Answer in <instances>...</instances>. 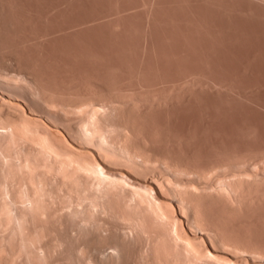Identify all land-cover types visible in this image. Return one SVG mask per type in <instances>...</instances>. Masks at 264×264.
<instances>
[{
	"label": "rangeland",
	"instance_id": "obj_1",
	"mask_svg": "<svg viewBox=\"0 0 264 264\" xmlns=\"http://www.w3.org/2000/svg\"><path fill=\"white\" fill-rule=\"evenodd\" d=\"M0 81L20 87L9 90L0 84V94L20 98L26 110L40 115L45 123L55 122L74 143L82 144L85 140L71 131L73 126L80 124L84 112L65 106L88 98L113 115L108 116V128L105 125L103 130L115 133L110 127H117L128 118V125L131 122L133 125L129 127L130 132L135 130L132 131L133 141L153 156L173 159L172 162L176 160L191 168L205 167L226 157L260 158L264 155V0H0ZM43 96L51 101L46 104L41 100ZM60 100L64 102L59 103ZM132 102L135 110L130 107ZM116 106L119 109H111ZM45 107L57 112L58 116H48ZM116 112L118 115H114ZM107 160L114 164L117 159ZM126 163L118 165L122 164L132 173L137 171L131 170ZM155 166L150 167L152 172L150 168L141 170L142 174L149 178L161 176L160 172L163 176L167 174L164 168ZM121 197L109 200L108 211H95L97 215L92 216L91 223L87 215V225L86 219L82 222L79 218L81 216L74 220L78 224L71 221L76 227L79 223L82 227L89 225L86 229L83 227L85 233L79 230V225L78 231L83 234L77 232L79 236L75 240L70 235L66 237L68 233H61L62 229L66 233L68 224L67 232L74 227L64 221L67 215L62 218L68 210L62 208L68 201L63 200V207L57 201L48 202L52 210L47 203L45 211L50 209V217L45 229L50 232L44 237L52 236L51 233L58 229L57 235L64 241L67 238L65 243L81 242L79 247L83 251L79 252L83 253L78 254L82 255L81 264H94L95 261L99 264L104 261L108 264H182L169 259L175 243L171 241L173 237H168L169 232H165L168 228L156 221L150 212L148 215L139 208L132 210L129 205L134 201L130 200L127 207L123 201L119 203ZM263 199L253 200V206L250 204L242 209L245 212L237 211L229 218L212 205L213 212L206 211L208 220L220 222L217 224L222 226L220 230L231 237L243 242L248 240L264 249ZM122 204L131 209L126 210ZM120 210L122 213L118 212ZM61 211L65 212L62 217ZM56 212L65 223L60 224L61 218ZM135 213L138 217L141 214L142 224L138 222L142 228L130 227V222L138 219ZM158 224L160 229L156 230ZM139 229L145 232L138 233ZM164 233L165 238H162ZM157 238L159 242L163 240L161 244ZM49 239L44 238L47 247L53 238ZM106 241L111 244L110 248L114 247V242H119V252L108 245L101 249ZM55 243L54 240L52 244ZM70 244L63 247L71 248ZM151 244L157 247L156 257L160 251L159 259L155 258ZM214 246L229 251L217 243ZM58 248L60 246L57 252L49 254L51 264L53 261L60 264L61 260V264H71V259L66 260L70 258L68 254L75 255L72 261H77L73 249L71 252L68 247L61 248L58 253ZM166 253L169 257L164 255ZM21 256L17 258L20 260Z\"/></svg>",
	"mask_w": 264,
	"mask_h": 264
},
{
	"label": "bare ground",
	"instance_id": "obj_2",
	"mask_svg": "<svg viewBox=\"0 0 264 264\" xmlns=\"http://www.w3.org/2000/svg\"><path fill=\"white\" fill-rule=\"evenodd\" d=\"M0 84L9 90L20 88L17 85L7 82L0 81ZM123 99L124 101L126 100L125 98ZM41 100L47 104L49 99L44 97ZM21 102L22 100L20 98L8 93L0 94V264H19V262H21V264H48L47 262H49V256L57 252V247L60 246V248H58V253L60 252L61 248H70L69 246L65 248L63 247L66 246L65 244H70L68 242L65 243L67 239L66 237L70 235V238L72 237V239L75 240L78 233L80 235L87 232L86 230L83 232V227L86 229V227L89 225L82 227V223H79L81 228L79 225L76 227L75 225L78 223L74 220L81 218L83 222L88 215V218L91 217L89 218L91 223V220L94 218H92V216L94 215L95 211L106 212V210L110 208L109 200L115 196L121 197V194L123 195L121 198H126V201L121 200V198H119V201L117 198L119 203L123 201L127 207L130 203V200L134 201V203L129 205L132 207V210L133 208L136 210L139 208L141 209L140 211L147 212V214L150 212L156 221H161V224L164 226V228H168V230L166 229L165 232L166 234L169 232V234L172 235L170 237L168 234V237H173L171 241L175 243L173 244L175 248L173 247V249H171L175 250L174 252L171 250L172 254L169 253V255L167 254V250L170 252L168 247L166 250L167 253L164 255H169L170 257H168L169 259L171 258L172 261L176 260L177 262L179 260L182 262V264H264V249H262V247L260 248L258 245H253V243H249L248 240L246 243L240 240V238H234L231 237V235L226 234L227 232L220 230L222 229V226H220V228L219 225H217L220 222L216 223L215 221L212 222V220H208V215L206 212H213L211 206H217L218 210L220 209V211L217 212H220L221 215L229 218V216H233L231 214H235V212L237 214V211H244L242 209L246 206H249L250 204L252 205L253 200H259L260 197L264 198V155L262 156L261 154L260 158H253L254 160L250 157H236L234 155L235 157H226L225 160L222 158V161L205 167L196 168H191L185 164L182 165L183 163L179 164L176 160L175 162H172L173 159L171 161L166 157H157V155L153 156L151 155L152 153L148 152L149 150L144 149L145 147L143 148L142 145H138L136 144V141H133L135 140V137L133 136L134 134H132V131L135 130L130 132L129 127L132 125V122L128 125V122H130L128 121V118L126 119L127 122L124 121L123 118V124H121L122 121H120L119 123L121 125L118 124L119 126L117 127L111 123L114 125V127L110 128H112L111 130H114L115 133H112L113 131L110 133L106 132L108 129H106V131L103 130L105 125V128H108V116L110 117L111 114L105 110H102L100 106L101 104L99 105L92 99L88 98L77 100L75 102L69 101L71 102L69 104L66 103L67 101L65 102L68 104L65 107L69 106L77 110L79 108L78 112H84L81 114L82 116L80 117V124L77 126L75 125L72 128L70 127L72 133L80 136L82 140L85 139L83 142L84 144H78L74 143V140V142L71 141L72 137L69 139L70 136L68 137L64 132H62L58 128V125L54 124L55 122L52 123L47 121L48 123H45L40 115L26 110V108L22 105L24 101L22 103ZM58 102L62 103L64 101L60 100ZM118 106L121 107L120 105ZM118 106L112 107L111 109H119ZM135 106H133L132 102L130 107L133 108ZM120 109L123 108L121 107ZM104 111L109 115H106ZM45 113L48 116H58V113L52 111V109H49V107H45ZM121 114L123 115V113ZM114 115H118V113H114ZM104 120L107 123H105ZM101 122L105 124L103 125ZM85 141H89L90 144L95 146L93 147V145L90 144L87 145V142L85 144ZM108 158L114 160L117 159L119 161L117 162V165V160L115 163L113 162L114 164H111L112 162L110 161L112 160H107L109 162L106 161ZM121 159H123L122 161L125 163L127 162L129 167H132L131 170H139V174L136 173L137 171L132 173V171L125 169V167H122V164L119 166L118 163H123V166L125 164L124 162L120 161ZM127 163L126 165L128 166ZM155 165H159L164 168L167 171V174L164 173L166 175L163 176V173L160 172L159 175L162 174L161 176H155L152 173L154 175L152 178L142 174L141 170H147L148 168L154 167ZM150 170V172L153 171L151 168ZM140 173L142 176H139ZM63 200L68 202H65V206L62 209L66 208L68 210H65L66 214L63 212L64 210L61 211V217L65 214V216L62 218H66L67 215L68 219H64L66 224L71 223V226L74 225L73 222L76 224L74 227H70V231L67 232V229H69L68 224L66 227L67 229L65 228L66 233L64 232L65 230L62 229L64 227H59L62 229L61 233H64V235L68 233V235L65 237V241L62 239V237H59V234L57 235V233H59L57 228V230L54 231L55 233H51L52 236L50 237L51 239L53 238L51 240L49 239L50 237H44L50 232L49 230L47 232L45 229V223L50 217L48 212L50 209L47 211H45V209H48V207H46L47 203L51 201H57L58 204L60 203L61 207H63ZM116 201L113 200V202ZM133 204H136L137 206L135 205V207ZM48 206L51 208L50 204ZM54 206H56V204ZM122 206L119 208L121 209ZM126 207L123 206V208ZM127 209L130 210L131 208L129 207L126 208V210ZM123 211L125 210L123 209ZM118 212L122 213L121 210ZM212 212L211 214H214ZM242 214L244 215L243 212ZM136 215L137 214L135 213V217H138ZM140 215L138 219L135 218L136 220L133 219L132 222H130V227H141L138 222L141 218ZM57 216L58 218L60 217L59 214ZM57 216L55 220L58 219ZM217 216H219V214L216 215V217ZM223 216L220 217L222 218ZM142 217L144 218V216ZM62 218L60 220L61 222L58 221V223L60 222V224H62V222H64ZM88 218L85 221L86 225L89 222ZM143 218V226L145 228L146 223L145 219ZM149 218L152 219L150 216ZM149 218L148 220L150 221ZM211 219L214 218L212 217ZM233 219H236V217ZM215 220L218 221L217 219ZM129 221H131V219ZM153 227L154 226L151 227V231H153ZM158 227H160L159 224L157 228ZM78 229L82 230L81 232L83 233H80ZM159 229L160 228L156 230ZM73 230H75L74 233L72 232ZM140 232L142 233L143 231L140 230L138 233ZM61 233L60 235H63ZM149 234L150 233H148V235ZM53 235L55 237H53ZM162 235V238H165V233ZM44 238L49 239V241L51 240V242L48 241L51 243L50 247H47L48 243L46 242L47 240H44ZM54 240L56 242L55 245L52 244L54 243ZM161 241L163 240L161 239L160 242ZM73 242L77 245L71 243L73 246L70 248V250L72 252L73 249V254L77 253V261L76 259L75 261H72V256L75 255L68 254L71 253L68 252V250L67 254L70 256V258L66 260L71 259L72 263L77 262L76 264H81L79 258L82 255H78L79 253H83L79 252L83 251L80 248L81 246L79 247V243L81 242ZM98 242L101 244V239ZM158 242L156 241V243ZM106 243L104 245L102 244L103 247H101V249H105L104 247L107 245V247H109L111 245L109 241H106ZM118 243H112L114 247L111 246V248L116 250L117 248L119 249L120 245H118ZM156 243L155 245H157ZM215 243L221 245V247H226V249L229 251L224 250V248H216V246H214ZM99 244L97 243V245ZM152 245L153 244H151V247ZM155 245H153L154 248H152L154 251H152L154 252L153 254L155 258L159 259L158 254L160 251H158V257H156L155 250L157 247ZM53 248H55V251ZM51 252L52 254H50ZM112 254L113 253H111V255ZM21 255H23L25 258L24 263L22 262L24 258ZM18 256H21L23 259L21 258L22 260H19V258H17ZM60 256L61 255L58 257ZM151 257L154 259L153 255ZM62 261L63 260H61V263H63ZM99 261H101V259ZM92 262H94V259ZM97 262L96 264H99ZM104 262H101L100 264H108V261L106 263ZM55 263L58 264L59 262ZM55 263L53 261L52 264ZM49 264H51V262H49Z\"/></svg>",
	"mask_w": 264,
	"mask_h": 264
}]
</instances>
